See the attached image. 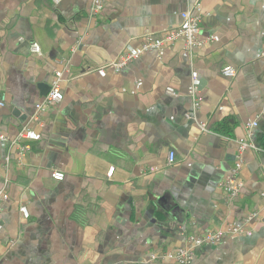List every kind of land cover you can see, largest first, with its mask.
<instances>
[{
	"label": "crops",
	"instance_id": "crops-1",
	"mask_svg": "<svg viewBox=\"0 0 264 264\" xmlns=\"http://www.w3.org/2000/svg\"><path fill=\"white\" fill-rule=\"evenodd\" d=\"M91 6L0 0V187L7 179L10 195L0 264H176L149 258L230 224L252 233L198 247L191 264H264V0H104L94 16ZM185 11L202 17L201 45L180 39L106 67ZM57 71L64 98L34 120ZM241 140L257 148L241 153L244 189L229 201L220 183Z\"/></svg>",
	"mask_w": 264,
	"mask_h": 264
},
{
	"label": "built area",
	"instance_id": "built-area-1",
	"mask_svg": "<svg viewBox=\"0 0 264 264\" xmlns=\"http://www.w3.org/2000/svg\"><path fill=\"white\" fill-rule=\"evenodd\" d=\"M58 2L59 0H54ZM104 0H92L91 6V15H96L103 8ZM197 9L200 10L199 6ZM182 24L177 27H173L161 32L158 35L147 34L143 36V41L141 43L140 49H137L133 52L123 53L118 60L108 64L106 67L114 70L115 72L120 71L123 67L127 66L133 60L139 58L143 53L149 51H157L160 52L164 47L172 44L180 39H183L185 45L192 49L196 46L201 45L202 41L199 39L200 34V23L202 21V17L200 14H193L191 11H185L182 13ZM31 49L34 52L41 53L40 45L37 42H33L31 45ZM237 69L232 65H225L222 68V74L225 77L232 78L236 75ZM62 77V72L57 71L55 73V80L52 83L51 89L48 94L36 104V111L34 114V120H38L40 115L48 110V108L63 100L64 94L61 91L59 86V79ZM165 92L169 95L175 93V89L172 86H167L165 88ZM188 93L192 97L194 108L198 107L203 101V95L199 94L197 81L194 80L191 84ZM5 105V97L3 95L2 90L0 89V106ZM258 125L257 120L248 121L245 125L248 130L249 136L253 134L252 130ZM201 128L206 130L205 123L200 124ZM27 126L23 128L21 133L19 134L18 140L24 137ZM29 146H23L22 150L28 149ZM247 148H257V146L252 141L241 140L239 143V157L235 163L234 168L231 173L225 178L224 181L220 183L221 188L225 192L227 196V200L231 201L234 197L238 196L241 187L244 185L243 179L240 177V173L243 166V160L241 157V153H243ZM175 159V154L173 151L169 152L168 163H172ZM114 172V168L112 167L108 171V175H112ZM52 176L61 180L64 178V173L59 170H54L52 172ZM8 180L4 186L0 187V205L3 201L9 199L10 195L8 193L7 184ZM20 211L23 217H29V210L26 205L20 206ZM258 215L257 212H254L250 215L248 219L254 218ZM251 234V230L247 229L243 224L242 225H234L230 224L227 230L219 229V230H207L202 233H193L185 236V240L181 245L173 249H167L163 251L161 254L153 253L150 255V261H171L176 264H191L195 258L196 250L198 247L205 246H216L220 244L224 237L229 235H238V234Z\"/></svg>",
	"mask_w": 264,
	"mask_h": 264
},
{
	"label": "trees",
	"instance_id": "trees-1",
	"mask_svg": "<svg viewBox=\"0 0 264 264\" xmlns=\"http://www.w3.org/2000/svg\"><path fill=\"white\" fill-rule=\"evenodd\" d=\"M262 145H264V144H262ZM243 189H244V186L241 187L240 192H239L238 196H236V198L239 197L242 194Z\"/></svg>",
	"mask_w": 264,
	"mask_h": 264
},
{
	"label": "water",
	"instance_id": "water-1",
	"mask_svg": "<svg viewBox=\"0 0 264 264\" xmlns=\"http://www.w3.org/2000/svg\"><path fill=\"white\" fill-rule=\"evenodd\" d=\"M49 91H50V86H47V90H46V92H44V95L46 96Z\"/></svg>",
	"mask_w": 264,
	"mask_h": 264
}]
</instances>
